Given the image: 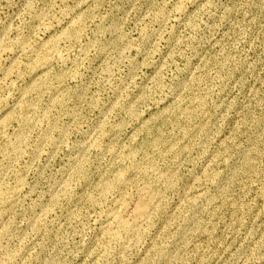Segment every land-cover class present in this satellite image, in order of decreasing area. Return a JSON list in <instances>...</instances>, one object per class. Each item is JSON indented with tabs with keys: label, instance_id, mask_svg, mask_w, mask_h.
Masks as SVG:
<instances>
[{
	"label": "rangeland",
	"instance_id": "374dc122",
	"mask_svg": "<svg viewBox=\"0 0 264 264\" xmlns=\"http://www.w3.org/2000/svg\"><path fill=\"white\" fill-rule=\"evenodd\" d=\"M0 124V264H264V0H0Z\"/></svg>",
	"mask_w": 264,
	"mask_h": 264
},
{
	"label": "bare ground",
	"instance_id": "6f19581e",
	"mask_svg": "<svg viewBox=\"0 0 264 264\" xmlns=\"http://www.w3.org/2000/svg\"><path fill=\"white\" fill-rule=\"evenodd\" d=\"M91 2V1H90ZM181 2V1H180ZM88 3V2H87ZM96 3V2H95ZM88 5V4H87ZM160 5V4H159ZM203 5V4H202ZM31 6V5H30ZM35 6V5H34ZM98 6V5H97ZM201 7V6H200ZM89 8V7H88ZM204 8V7H203ZM181 9V8H180ZM161 12V11H160ZM204 12V11H203ZM98 13V12H97ZM67 13H64L63 15H66ZM31 15V14H30ZM162 15V14H161ZM214 15V14H213ZM45 16V15H44ZM47 16V15H46ZM166 16V15H165ZM87 17H88V15H87ZM90 17V16H89ZM167 17V16H166ZM58 18V17H57ZM142 18V17H141ZM82 19H83V17H82ZM106 19V18H105ZM54 20V19H53ZM52 21V20H51ZM97 21V20H96ZM81 22V21H80ZM91 22V21H90ZM157 22V21H156ZM51 23V22H50ZM75 23V22H74ZM73 24V23H72ZM185 25V24H184ZM98 26V25H97ZM96 26V27H97ZM101 26V25H100ZM69 27V26H68ZM77 27V26H76ZM119 27V26H118ZM175 27H176V25H175ZM186 27V26H185ZM89 28V27H88ZM146 28V27H145ZM75 29V28H74ZM79 29V28H78ZM111 29V28H110ZM113 30V29H112ZM174 30V29H173ZM76 31V30H75ZM89 31V30H88ZM108 31V30H107ZM87 32V31H86ZM85 32V33H86ZM106 32V31H105ZM104 33V32H103ZM173 33V32H172ZM67 34V33H66ZM68 35V34H67ZM116 35V34H115ZM95 36H96V34H95ZM113 36V35H112ZM144 36V35H143ZM147 36V35H146ZM28 37V36H27ZM81 37V36H80ZM86 37V36H85ZM114 37V36H113ZM23 38H24V36H23ZM26 38V37H25ZM63 38V37H62ZM62 38H61V40H62ZM96 38V37H95ZM102 38V37H101ZM67 39V38H66ZM70 39V38H69ZM112 39V38H111ZM158 39V38H157ZM174 39V38H173ZM78 40V39H77ZM76 40V41H77ZM20 41V40H19ZM25 41V40H24ZM53 41V40H52ZM52 41H50V43L52 42ZM57 41H59V39L58 40H56V43H58ZM153 41V40H152ZM151 41V42H152ZM68 42H70V41H68ZM81 42V41H80ZM96 43V42H95ZM115 43V42H114ZM181 43V42H180ZM18 44V43H17ZM58 44H60V43H58ZM77 44V43H76ZM130 44V43H129ZM2 45H5L4 44V42L2 43ZM51 45V44H50ZM78 45V44H77ZM89 45H91V44H89ZM8 46V45H7ZM19 46V45H18ZM24 46H26V44L24 45ZM23 46V47H24ZM55 46V45H54ZM85 46H87V45H85ZM93 46V45H92ZM21 47V46H20ZM44 47V46H43ZM46 47V46H45ZM69 47V46H68ZM111 47V46H110ZM2 48V47H1ZM7 48V47H6ZM17 48V47H16ZM28 48V47H27ZM30 48V47H29ZM48 48V47H47ZM50 48V47H49ZM48 48V49H49ZM97 48V47H96ZM100 48V47H99ZM23 49V48H22ZM25 49V48H24ZM24 49H23V53H24ZM42 49V48H41ZM44 49V48H43ZM53 49V48H52ZM69 50V49H68ZM84 50V49H83ZM95 50V49H94ZM130 50V49H129ZM150 50V49H149ZM5 51V50H4ZM10 51H12V50H10ZM10 51H8V52H10ZM14 51V50H13ZM12 51V52H13ZM31 50H29L28 52H30ZM48 51V50H47ZM71 51V50H70ZM128 51V50H127ZM17 52V51H16ZM20 52V51H19ZM18 52V53H19ZM28 52H27V54H28ZM40 51H38V53H39ZM52 52V51H51ZM54 52H55V50H54ZM54 52L52 53V55L54 54ZM15 53V52H14ZM21 53V52H20ZM82 53H84L83 51H82ZM97 53V52H96ZM112 53V52H111ZM126 53V52H125ZM24 54H26V52L24 53ZM41 54V53H40ZM66 54V53H65ZM98 54V53H97ZM107 54V53H106ZM116 54V53H115ZM84 55H85V53H84ZM145 55V54H144ZM171 55V54H170ZM22 56V55H21ZM65 56V55H64ZM107 56V55H106ZM30 57V56H29ZM38 57H40V56H38ZM81 57H83V56H81ZM94 57V56H93ZM103 57V56H102ZM126 57V56H125ZM20 58V57H19ZM95 58V57H94ZM149 58V57H148ZM67 59V58H66ZM48 60V58L44 55V57H42L41 59H40V61H38L39 63H41V64H47L49 61H47ZM81 60V59H80ZM83 60V59H82ZM84 61V60H83ZM134 61V60H133ZM31 62V61H30ZM37 62V63H38ZM47 62V63H46ZM50 62H52L51 61V59H50ZM60 62V61H59ZM135 62V61H134ZM64 63V62H63ZM74 63V62H73ZM81 63V62H80ZM228 63H230V62H228ZM222 64V63H221ZM225 64V63H224ZM233 64H234V62H233ZM48 65V64H47ZM46 65V66H47ZM79 65V64H78ZM110 65V64H109ZM223 65V64H222ZM31 66H32V64H31ZM35 66H37V65H35ZM40 66V65H39ZM39 66H38V68H39ZM81 66V65H80ZM79 66V67H80ZM116 66V65H115ZM122 66V65H121ZM235 66H237V64L235 65ZM22 66H20V68H21ZM28 67H30V66H28ZM27 67V68H28ZM74 67V66H73ZM132 67V66H131ZM134 67V66H133ZM233 67V66H232ZM240 67V66H239ZM35 68V67H34ZM37 68V69H38ZM42 68V67H41ZM46 68H48V67H46ZM83 68V67H82ZM227 68V67H226ZM111 69V68H110ZM115 69V68H114ZM239 69V68H238ZM28 70V69H27ZM31 70V69H30ZM44 70V69H43ZM165 70V69H164ZM234 70V69H233ZM232 70V71H233ZM242 70V69H241ZM35 71V70H34ZM33 71V72H34ZM62 71V70H61ZM74 71V70H73ZM134 71V70H133ZM228 71V70H227ZM179 72V71H178ZM197 72V71H196ZM206 72V71H205ZM37 73V72H36ZM111 72H109V74H110ZM195 73V72H194ZM239 73V72H238ZM22 73L20 72V74L19 75H21ZM32 74V73H31ZM67 73H65V75H66ZM104 74V73H103ZM219 74V73H218ZM230 74V73H229ZM105 75H106V73H105ZM202 75V74H201ZM212 75H214V74H212ZM216 75V74H215ZM231 75V74H230ZM76 77V76H75ZM36 78H38V77H36ZM62 78V77H61ZM65 78V77H64ZM223 78V77H222ZM222 78H221V80H222ZM224 78H227V77H224ZM47 79H48V77H47ZM50 79V78H49ZM59 79V78H58ZM213 79V78H212ZM229 79V78H228ZM64 80V79H63ZM232 80V79H231ZM231 80H230V82H231ZM47 81L48 80H46V83H47ZM51 81H53V80H51ZM65 81V80H64ZM63 81V82H64ZM57 82V81H56ZM59 82V81H58ZM212 82V81H211ZM222 82V81H221ZM38 83V82H37ZM50 83V82H49ZM48 83V84H49ZM100 83V82H99ZM51 84V83H50ZM56 85H57V83H55ZM61 84V83H60ZM212 84H213V82H212ZM59 85V84H58ZM84 85V84H83ZM122 85V84H121ZM124 85V84H123ZM217 85V84H216ZM35 86H36V83H35ZM41 86V85H40ZM65 86H67V85H65ZM39 87V86H38ZM45 87V86H44ZM50 87V86H49ZM100 87V86H99ZM170 87V86H169ZM220 87V86H219ZM228 87V86H227ZM36 88L37 87H35V90L34 91H36ZM213 88V87H212ZM43 88H41V90H42ZM54 89V88H53ZM60 89H61V87H60ZM59 89V90H60ZM63 89V88H62ZM152 89V88H151ZM161 89V88H160ZM175 89V88H174ZM221 89V88H220ZM40 90V87H39V91H41ZM56 90V89H55ZM54 90V91H55ZM212 90V89H211ZM38 91V92H39ZM57 91V90H56ZM116 91V90H115ZM213 91V90H212ZM216 91V90H215ZM43 92V91H42ZM79 92V91H78ZM84 92V91H83ZM71 93V92H70ZM137 93V92H136ZM216 93H217V91H216ZM45 94H47V93H45ZM45 94L43 95V96H45ZM75 94V93H74ZM119 94H120V92H119ZM164 94V93H163ZM30 95V94H29ZM29 95H28V98H29ZM32 95H33V93H32ZM42 96V95H41ZM61 96V95H60ZM59 96V97H60ZM66 96H67V94H66ZM118 96V95H117ZM123 96V95H122ZM33 97V96H32ZM56 97V96H55ZM98 97V96H97ZM25 98V97H24ZM38 98H39V96H38ZM78 98V97H77ZM112 98V97H111ZM35 99H37V98H35ZM41 99V98H40ZM75 99V98H74ZM80 99V98H79ZM127 99H128V97H127ZM27 100V99H26ZM24 101V100H23ZM22 101V102H23ZM38 101V100H37ZM42 101V100H41ZM56 101V100H55ZM80 101V100H79ZM94 101V100H93ZM98 101H100V100H98ZM121 101V100H120ZM132 101V100H131ZM45 102V101H44ZM74 102V101H73ZM82 102H83V100H82ZM81 102V103H82ZM126 102V101H125ZM148 102V101H147ZM168 102V101H167ZM198 102H199V105L202 107V108H205L206 107V104H205V102H204V100L203 99H201V98H198ZM33 103V102H32ZM93 103V102H92ZM119 103V102H118ZM121 103V102H120ZM131 103V102H130ZM162 103V102H161ZM18 104H19V102H18ZM24 104V103H23ZM30 104V103H29ZM54 104V103H53ZM94 105H95V103H93ZM142 104V103H141ZM179 104V103H178ZM193 104V103H192ZM35 105V104H34ZM75 105V104H74ZM31 106V105H30ZM33 106V105H32ZM37 106V105H36ZM63 106V105H62ZM71 106H73L72 104H71ZM99 106V105H98ZM105 106V105H104ZM108 106V105H107ZM106 106V107H107ZM25 107V106H24ZM40 107H41V105H40ZM48 107V106H47ZM90 107V106H89ZM100 107V106H99ZM133 107V105L131 106V108ZM162 107H164V106H162ZM23 108V107H22ZM21 108V110H23ZM80 108V107H79ZM93 108V107H92ZM112 108V107H111ZM126 108V107H125ZM135 108V107H134ZM169 108V107H168ZM29 109V108H28ZM27 109V110H28ZM31 109V108H30ZM33 109V108H32ZM38 109V108H37ZM41 109V108H40ZM46 109V108H45ZM49 109V108H48ZM76 109V108H75ZM114 109V108H113ZM50 110V109H49ZM78 110V109H77ZM76 110V111H77ZM125 110V109H124ZM217 110V109H216ZM219 110H221V109H219ZM24 111V113H25V110H23ZM32 111V110H31ZM37 111V110H36ZM35 111V112H36ZM73 111V110H72ZM102 111V110H101ZM115 111V110H114ZM133 111V110H132ZM183 111V110H182ZM28 112H30L29 110H28ZM47 112V111H46ZM50 112V111H49ZM73 112H75V111H73ZM127 112V111H126ZM23 113V114H24ZM52 113V112H51ZM55 113V112H54ZM122 113V112H121ZM169 113V112H168ZM180 113V112H179ZM188 113V112H187ZM236 113V112H235ZM22 114V113H21ZM31 114H33V112L31 113ZM43 114V113H42ZM45 114V113H44ZM49 114V113H48ZM161 114V113H160ZM191 114V113H190ZM248 114V113H247ZM255 113H253V115H254ZM45 115H47V114H45ZM44 115V116H45ZM51 115V114H50ZM73 115H75V114H73ZM78 115V114H77ZM127 115V114H126ZM27 116V115H26ZM40 116V115H39ZM128 116V115H127ZM144 116V115H143ZM174 116V115H173ZM229 116V115H228ZM10 117V116H9ZM31 117V116H30ZM79 117V116H78ZM85 117V116H84ZM87 117V116H86ZM85 117V118H86ZM102 117V116H101ZM129 117V116H128ZM133 117H135V116H133ZM149 117V116H148ZM153 117V116H152ZM162 117V116H161ZM247 117H249V116H247ZM7 119H8V117H6ZM4 119L5 121L7 120V119ZM18 118V117H17ZM28 118V117H27ZM27 118H25V119H27ZM37 118V117H36ZM45 118H46V116H45ZM47 118H50L49 116L47 117ZM100 118V117H99ZM131 118V117H130ZM158 118V117H157ZM164 118H165V116H164ZM10 119H11V117H10ZM9 119V120H10ZM13 119V118H12ZM84 119V118H83ZM108 119V118H107ZM110 119V118H109ZM140 119V118H139ZM159 119V118H158ZM189 119V118H188ZM257 120L259 119V118H256ZM23 120V119H22ZM46 120V119H45ZM49 120V119H48ZM47 120V121H48ZM55 120V119H54ZM106 120V119H105ZM119 120V119H118ZM151 120H153V119H151ZM156 120V119H155ZM224 120V119H223ZM246 120V119H245ZM4 121V122H5ZM28 121H30V120H28ZM178 121V120H177ZM187 121V120H186ZM4 122H1L2 124L4 123ZM20 122V121H19ZM31 122H33V121H31ZM49 122V121H48ZM106 122V121H105ZM113 122V121H112ZM122 122V121H121ZM135 122V121H134ZM167 122V121H166ZM172 122V121H171ZM193 122V121H192ZM226 122V121H225ZM8 123V122H7ZM85 123V122H84ZM114 123H116V122H114ZM149 123V122H148ZM169 123H170V121H169ZM169 123H167V124H169ZM256 123V122H255ZM24 124H27V123H25L24 122ZM95 124V123H94ZM110 124H112V123H110ZM147 124V123H146ZM156 124V123H155ZM163 124V123H162ZM246 124V123H245ZM4 125V124H3ZM3 125H1L0 124V127L1 126H3ZM30 125H32V124H30ZM39 125V124H38ZM41 125H43V124H41ZM133 125V124H132ZM192 125V124H191ZM248 125V124H247ZM254 125V124H253ZM27 126V125H26ZM25 126V127H26ZM114 126V125H113ZM147 126V125H146ZM150 126V125H149ZM157 126V125H156ZM165 126H166V124H165ZM169 126V125H168ZM246 126V125H245ZM111 127V126H110ZM121 127V129H122V126H120ZM120 127H118V128H120ZM144 127V126H143ZM253 127V126H252ZM255 127V126H254ZM257 127V126H256ZM255 127V128H256ZM2 128H4V127H2ZM42 128H43V126H42ZM51 128V127H50ZM102 128V127H101ZM117 128V127H116ZM141 128V127H140ZM153 128H156V127H153ZM230 128V127H229ZM228 128V129H229ZM44 129V128H43ZM121 129H120V131H121ZM143 129V128H142ZM172 129V128H171ZM173 129H174V127H173ZM199 129V128H198ZM244 129V128H243ZM258 129V128H257ZM6 130V129H5ZM26 130V129H25ZM47 130V129H46ZM114 130V129H113ZM118 130V129H117ZM158 130V129H157ZM93 131V130H92ZM119 131V132H120ZM149 131V130H148ZM154 131V130H153ZM161 131V130H160ZM176 131V130H175ZM183 131V130H182ZM192 131V130H191ZM118 132V131H117ZM139 132V131H138ZM228 132V131H227ZM4 133H6V132H4ZM131 133V132H130ZM150 133V132H149ZM177 133V132H176ZM195 133V132H194ZM26 134H27V132H26ZM96 134V133H95ZM98 134V133H97ZM96 134V135H97ZM129 134V133H128ZM135 134V133H134ZM140 134V133H139ZM104 135V134H103ZM137 135V134H136ZM158 135V134H157ZM159 135H161V134H159ZM174 135H176L175 133H174ZM192 135H193V133H192ZM24 136V135H23ZM102 136V135H101ZM112 136V135H111ZM128 136V135H127ZM145 136V135H144ZM143 136V137H144ZM171 136V135H170ZM242 136V135H241ZM240 136V137H241ZM4 137V136H3ZM20 137V136H19ZM18 137V138H19ZM27 137V136H26ZM113 137V136H112ZM123 137V136H122ZM125 137V136H124ZM129 137V136H128ZM164 137V136H163ZM166 137V136H165ZM164 137V138H165ZM180 137V136H179ZM190 137V136H189ZM222 137H223V135H222ZM92 138V137H91ZM108 138H109V136H108ZM133 138V137H132ZM146 138V137H145ZM22 139V138H21ZM31 139V138H30ZM111 139V138H110ZM149 139V138H148ZM147 139V140H148ZM154 139V138H153ZM184 139V138H183ZM187 139V138H186ZM113 140V139H112ZM131 140V139H130ZM133 140V139H132ZM136 140V139H135ZM146 140V141H147ZM152 140V139H151ZM189 140H190V138H189ZM237 140V139H236ZM21 141V140H20ZM20 141H19V143H20ZM24 141V140H23ZM45 141V140H44ZM43 141V142H44ZM116 141V140H115ZM122 141V140H121ZM136 141H138V140H136ZM158 141H160V140H158ZM192 141V140H191ZM194 141V140H193ZM9 141H7V143H8ZM12 142V141H11ZM16 142H17V140H16ZM135 142V141H134ZM151 142V141H150ZM167 142V141H166ZM169 142V141H168ZM221 142V141H220ZM10 143V142H9ZM45 143V142H44ZM98 144H99V141L97 142ZM172 143V142H171ZM224 143V142H223ZM12 144V143H11ZM17 144H18V142H17ZM21 144V143H20ZM26 144V143H25ZM24 144V145H25ZM120 144V143H119ZM128 144V143H127ZM140 144V143H139ZM173 144V143H172ZM183 144V146H184V144L185 143H182ZM193 144V143H192ZM10 145V144H9ZM13 145V144H12ZM22 145V144H21ZM95 145H96V143H95ZM95 145H94V147H95ZM170 145V144H169ZM178 145V144H177ZM235 145V144H234ZM5 146V145H4ZM14 146V145H13ZM12 146V147H13ZM20 146V145H19ZM18 146V147H19ZM110 146V145H109ZM119 146V145H118ZM138 146V145H137ZM142 146V145H141ZM158 146V145H157ZM222 146V145H221ZM10 147V146H9ZM16 147V146H15ZM27 147V146H26ZM135 147V146H134ZM149 147V146H148ZM8 147L6 146V149H7ZM85 148V147H84ZM108 148V147H107ZM122 148V147H121ZM127 148V147H126ZM162 148V147H161ZM227 148V147H226ZM19 149H21V147L19 148ZM86 149V148H85ZM98 149V148H97ZM144 149V148H143ZM155 149V148H154ZM216 149H218V148H216ZM16 149L14 148L13 149V151H15ZM99 150V149H98ZM159 150V149H158ZM8 151V150H7ZM90 151V150H89ZM102 151V150H101ZM114 151H115V149H114ZM118 151V150H117ZM124 151H127V150H124ZM174 151H176V150H174ZM219 151V150H218ZM17 152L19 153V150H17ZM110 152H112V151H110ZM123 152V151H122ZM128 152V151H127ZM229 152V151H228ZM82 153H83V150H82ZM102 153H103V151H102ZM140 153V152H139ZM172 153V152H171ZM186 153V152H185ZM220 153V152H219ZM11 154V153H10ZM85 154V153H84ZM114 154V153H113ZM137 154V153H136ZM145 154V153H144ZM154 154V153H153ZM176 154V153H175ZM208 154H209V152H208ZM230 154V153H229ZM7 155V154H6ZM16 155H18V154H16ZM15 155V156H16ZM115 155V154H114ZM114 155H112V157H114ZM118 155V154H117ZM160 155V154H159ZM12 156V155H11ZM100 156V155H99ZM130 156V155H129ZM139 156V155H138ZM137 156V157H138ZM143 156V155H142ZM161 156H163V155H161ZM225 156H227V155H225ZM4 157H5V155H4ZM105 157V156H104ZM137 157H134L135 159L137 158ZM160 157V156H159ZM165 157V156H164ZM167 157V156H166ZM177 157V156H176ZM217 157V156H216ZM98 158V157H97ZM117 158V157H116ZM133 158V159H134ZM172 158V157H171ZM250 158V157H249ZM8 159H9V157H8ZM11 159V158H10ZM102 159V158H101ZM118 159H120V158H118ZM145 159V158H144ZM99 160V159H98ZM115 160V159H114ZM122 160V159H121ZM132 160V159H131ZM142 160V159H141ZM156 160H158V159H156ZM183 160V159H182ZM8 161V160H7ZM12 161V160H11ZM88 161V160H87ZM100 161V160H99ZM102 161V160H101ZM136 161V160H135ZM147 161H148V159H147ZM146 161V162H147ZM184 161V160H183ZM226 161V160H225ZM138 162V161H137ZM214 162V161H213ZM7 163V162H6ZM81 163V162H80ZM110 163H111V161H110ZM114 163V162H113ZM116 163V162H115ZM178 163V162H177ZM189 163V162H188ZM253 163V162H252ZM11 164V163H10ZM121 164H123V163H121ZM215 164V163H214ZM224 164V163H223ZM245 164V163H244ZM3 165V164H2ZM83 165H85V163L83 164ZM115 165V164H114ZM119 165V164H118ZM117 165V166H118ZM131 165V164H130ZM145 165V164H144ZM155 165V164H154ZM156 165H158V164H156ZM190 165V164H189ZM225 165V164H224ZM80 166H82V164L80 165ZM121 166V165H120ZM124 166V165H123ZM133 166V165H132ZM134 166H137V165H134ZM168 166V165H167ZM177 166V165H176ZM208 166H210V165H208ZM78 167H79V165H78ZM88 166H86V168H87ZM108 167V166H107ZM139 167V166H138ZM153 167V166H152ZM246 167V166H245ZM2 168V167H1ZM114 168V167H113ZM144 168V167H143ZM170 168V167H169ZM179 168V166L176 168V169H178ZM249 168V167H248ZM250 168H251V165H250ZM252 168H254V167H252ZM255 168H256V166H255ZM80 170H81V168H79ZM83 169V168H82ZM118 169V168H117ZM140 169V168H139ZM168 169V168H167ZM181 169V168H180ZM259 169V168H258ZM113 170V169H112ZM134 170V169H133ZM165 170V169H164ZM183 170V169H182ZM240 170V169H239ZM242 170H244V169H242ZM9 171V170H8ZM25 171V170H24ZM107 171H109V169L107 170ZM124 171V170H123ZM138 171V170H137ZM142 171V170H141ZM147 171V170H146ZM153 171V170H152ZM186 171V170H185ZM189 171V170H188ZM236 171V170H235ZM234 171V172H235ZM255 171V170H254ZM27 172V171H26ZM82 172V171H81ZM122 172V171H121ZM161 172V171H160ZM182 172V171H181ZM208 172V171H207ZM240 172H242V171H240ZM1 173V172H0ZM74 173V172H73ZM84 173V172H83ZM82 173V174H83ZM103 173V172H102ZM126 173V172H125ZM149 173H150V171H149ZM152 173V172H151ZM155 173V172H154ZM177 173H178V171H177ZM195 173V172H194ZM238 173V172H237ZM94 174V173H93ZM135 174V173H134ZM146 174V173H145ZM153 174V173H152ZM161 174V173H160ZM209 174V173H208ZM235 175H237L236 173H234ZM239 174V173H238ZM242 174V173H241ZM246 174V173H245ZM255 174H257V173H255ZM2 175H4V174H2ZM91 175V174H90ZM121 175V174H120ZM119 175V176H120ZM157 175V174H156ZM164 175V174H163ZM182 175V174H181ZM217 175V174H216ZM247 175H249V174H247ZM93 176V175H92ZM95 176V175H94ZM117 176V175H116ZM124 176V175H123ZM158 176V175H157ZM211 176L212 175H209V178H211ZM222 176V175H221ZM224 176V175H223ZM246 176V175H245ZM253 176V175H252ZM7 177H8V175H7ZM19 177V176H18ZM82 177V176H81ZM88 177V176H87ZM105 177V176H104ZM167 177V176H166ZM3 178V177H2ZM20 178H22L21 176H20ZM103 178V177H102ZM116 178H119L118 176L116 177ZM129 178V177H128ZM153 178V177H152ZM162 178H164L163 176H162ZM168 178L170 179L171 178V176H168ZM191 178V177H190ZM237 178V177H236ZM239 178V177H238ZM245 178H247V177H245ZM1 179V178H0ZM17 179V178H16ZM121 179V178H120ZM124 179V178H123ZM140 179V178H139ZM154 179V178H153ZM159 179V178H158ZM173 179V178H172ZM199 179V178H198ZM201 179V178H200ZM214 179H216V177L214 178ZM8 180H9V178H8ZM20 180V179H19ZM26 180V179H25ZM85 180V179H84ZM99 180V179H98ZM115 180V179H114ZM157 180V179H156ZM163 180V179H162ZM223 180V179H222ZM233 180H235V179H233ZM87 181V180H86ZM120 181V180H119ZM121 181H122V179H121ZM170 181V180H169ZM1 182V181H0ZM24 181H22V185L24 184L23 183ZM116 182H118V181H116ZM132 182V181H131ZM160 182H162V181H160ZM233 182V181H232ZM91 183V182H90ZM100 183V182H99ZM129 183H130V181H129ZM155 183V182H154ZM157 183V182H156ZM171 183V182H170ZM231 183V182H230ZM229 183V184H230ZM13 184V183H12ZM128 184V183H127ZM14 185V184H13ZM15 185H17V184H15ZM19 185V184H18ZM21 184H20V186H22ZM120 185V184H119ZM131 185V184H130ZM163 185V184H162ZM213 185V184H212ZM232 185V184H231ZM19 186V187H20ZM67 186V185H66ZM65 186V187H66ZM82 186V185H81ZM114 184L113 183H108L107 185L105 184V187H104V191L105 192H108L109 193V191H111V190H113L114 189ZM18 187V186H17ZM147 187V186H146ZM146 187H145V189H146ZM153 187V186H152ZM156 187V186H155ZM169 187V186H168ZM1 188H3V187H1ZM82 188V187H81ZM86 188H87V186H86ZM116 188V187H115ZM144 188V187H143ZM165 187H163V189H164ZM231 188V187H230ZM5 189V188H4ZM66 189V188H65ZM84 189V188H83ZM101 189H102V187H101ZM125 189V188H124ZM128 189V188H127ZM162 189V188H161ZM219 189H220V187H219ZM14 190V189H13ZM95 190V189H94ZM176 190V189H175ZM204 190V189H203ZM230 190V189H229ZM228 190V191H229ZM233 190V189H232ZM16 191V190H15ZM60 191V190H59ZM167 191H169V190H167ZM199 191H201V190H199ZM223 191V190H222ZM225 191V190H224ZM20 192V191H19ZM56 192V191H55ZM67 192V191H66ZM112 192V191H111ZM141 192V191H140ZM146 192V191H145ZM145 192H143L144 194H145ZM148 192V191H147ZM220 192V191H219ZM143 193H141V194H143ZM229 193V192H228ZM14 194H16V192H14ZM58 194V193H57ZM110 194V193H109ZM181 194V193H180ZM224 194V193H223ZM1 195V194H0ZM8 195V194H7ZM10 195V194H9ZM13 195V194H12ZM65 195V194H64ZM105 195H106V193H105ZM150 195V194H149ZM183 195V194H182ZM227 195V194H226ZM18 196V195H17ZM156 196V195H155ZM163 196V195H162ZM166 196V195H165ZM202 196V195H201ZM200 196V198H202ZM63 197V196H62ZM83 197V196H82ZM93 197V196H92ZM171 197V196H170ZM180 197V196H179ZM187 197V196H186ZM12 198V197H11ZM14 198V197H13ZM53 198V197H52ZM80 198V197H79ZM87 198V197H86ZM90 198V197H89ZM97 198V197H96ZM103 198V197H102ZM118 198V197H117ZM162 198V197H161ZM214 198H215V196H214ZM212 198L213 200H214V202H216L215 200L217 199V198ZM222 198V197H221ZM10 198L8 197V200H9ZM100 199V198H99ZM108 199V198H107ZM116 199V198H115ZM144 199V198H143ZM205 199V198H204ZM51 200H53V199H51ZM55 200V199H54ZM57 200V199H56ZM125 200V199H124ZM207 200V199H206ZM212 200V201H213ZM226 200V199H225ZM12 201V200H11ZM43 201V200H42ZM88 201H89V199H88ZM92 201V200H91ZM104 201V200H103ZM106 201V200H105ZM120 201V200H119ZM154 201V200H153ZM153 201H152V198L150 199H144V201H142L139 205H136V207L134 208L135 209V213H134V219L132 220L131 218H130V216H128L132 221H129V220H127L124 216H125V214H124V212H125V210L126 209H129V205H128V208H126L125 209V205H124V201L123 202H118V200H117V204L115 205V207L112 209V211L108 214V217H107V220H106V222H105V225H104V234H106V236H107V238H109L111 241H117V242H122L123 243V245H129V244H131L132 242H133V240L134 239H140L141 238V236H142V233H141V228L143 227V225L145 224L146 225V223H148L149 222V220L151 219V217L150 216H152L151 215V208H152V205H153ZM199 201H201V200H199ZM224 201V200H223ZM10 202V201H9ZM125 202H126V200H125ZM155 202H157V201H155ZM167 202V201H166ZM211 202V201H210ZM210 202H208V203H210ZM225 202V201H224ZM7 203V202H6ZM5 203V204H6ZM12 203V202H11ZM51 203H52V201H51ZM181 203V202H180ZM198 203V202H197ZM199 203H202V202H199ZM218 203V202H217ZM74 204H77V203H74ZM175 204V203H174ZM2 205V204H1ZM12 205V204H11ZM101 205V204H100ZM160 205V204H159ZM202 205V204H201ZM200 204H199V207L201 206ZM207 205V204H206ZM215 205V204H214ZM157 207H159V206H157ZM213 207V206H212ZM222 207V206H221ZM223 207H224V205H223ZM112 208V207H111ZM198 208V207H197ZM201 208H202V206H201ZM217 208V207H216ZM0 209H2V207L0 208ZM200 209V208H199ZM11 210V209H10ZM209 210V209H208ZM207 210V211H208ZM9 211V210H8ZM8 211H7V213H8ZM47 211V210H46ZM129 211V210H128ZM160 211V210H159ZM10 212V211H9ZM171 212V211H170ZM194 212V211H193ZM6 213V212H5ZM190 213V212H189ZM46 214H48V213H46ZM104 214V213H103ZM133 214V213H132ZM1 216H3V215H1ZM7 216V215H6ZM5 216V214H4V217H6ZM71 216V215H70ZM106 216V215H105ZM133 216V215H132ZM188 216V215H187ZM68 217H69V215H68ZM7 218V217H6ZM101 220H102V218H101ZM101 222V221H100ZM154 226V225H153ZM165 227V226H164ZM103 229V228H102ZM143 229V228H142ZM163 231V230H162ZM101 232V231H100ZM146 233H147V230L145 231ZM143 237V236H142ZM142 240H144V239H142ZM140 241H141V239H140ZM154 242V241H153ZM264 243V242H263ZM121 244V243H120ZM117 245V244H116ZM133 245V244H132ZM201 246V245H200ZM131 247V246H130ZM111 248V247H110ZM127 248V247H126ZM105 249H106V247H105ZM203 249V248H202ZM116 250H118V249H116ZM120 251V250H119ZM118 252V251H117ZM111 254V253H110ZM151 254H152V252H151ZM155 254H156V256L159 258V259H163V260H170V255H169V252L166 250V249H164L163 247H161V246H157L156 247V249H155ZM120 256V255H119ZM123 257V256H122ZM111 258V257H110ZM125 258V257H124ZM126 259V258H125ZM155 260H157V259H155ZM155 262V261H154Z\"/></svg>",
	"mask_w": 264,
	"mask_h": 264
}]
</instances>
